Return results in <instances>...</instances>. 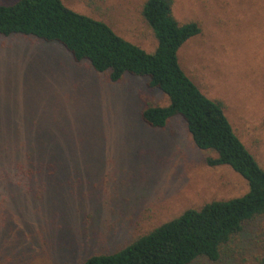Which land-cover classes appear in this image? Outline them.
I'll list each match as a JSON object with an SVG mask.
<instances>
[{
	"label": "rangeland",
	"instance_id": "rangeland-1",
	"mask_svg": "<svg viewBox=\"0 0 264 264\" xmlns=\"http://www.w3.org/2000/svg\"><path fill=\"white\" fill-rule=\"evenodd\" d=\"M63 1L155 50L143 0ZM175 14L203 25L180 50L183 67L208 97L224 101L234 129L264 167V0H176ZM147 100L169 103L143 77L127 74L112 83L62 45L0 35V137L19 142L46 123L47 134L59 131L62 141L53 150L47 139L43 147L62 153L44 181L0 167L11 178L0 184V264H80L186 209L248 191L230 166L206 163L216 153L196 146L180 116L165 128L146 124ZM258 230L257 221L248 223L218 261L193 264H260Z\"/></svg>",
	"mask_w": 264,
	"mask_h": 264
},
{
	"label": "trees",
	"instance_id": "trees-1",
	"mask_svg": "<svg viewBox=\"0 0 264 264\" xmlns=\"http://www.w3.org/2000/svg\"><path fill=\"white\" fill-rule=\"evenodd\" d=\"M176 0H143L141 15L152 30L157 46L153 52L119 34L103 19L79 12L63 0H14L0 3V35L34 37L56 43L76 63L88 62L94 71L105 73L112 83L125 75L143 77L150 88L169 98L166 105L146 101L142 120L153 128H165L180 116L196 146L212 150L209 166H230L249 184L246 193L228 199L212 200L199 208H189L178 216L138 235L130 243L111 252L90 255L80 264H193L200 258L218 261L233 238L248 223L256 222L257 255L264 264V167L233 127L221 99L208 97L186 72L180 60L182 46L201 34L202 22L180 20ZM31 134L22 141L0 137V167L15 166L36 181L49 177L62 153L44 150L50 139L53 150L60 147L58 132ZM38 129V128H37ZM68 158L67 154L63 156ZM11 178L0 171V184Z\"/></svg>",
	"mask_w": 264,
	"mask_h": 264
}]
</instances>
